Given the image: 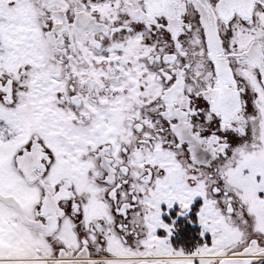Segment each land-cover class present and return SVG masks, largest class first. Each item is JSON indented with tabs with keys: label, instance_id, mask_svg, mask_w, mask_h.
<instances>
[{
	"label": "snow or ice",
	"instance_id": "obj_1",
	"mask_svg": "<svg viewBox=\"0 0 264 264\" xmlns=\"http://www.w3.org/2000/svg\"><path fill=\"white\" fill-rule=\"evenodd\" d=\"M0 264H264V0H0Z\"/></svg>",
	"mask_w": 264,
	"mask_h": 264
}]
</instances>
